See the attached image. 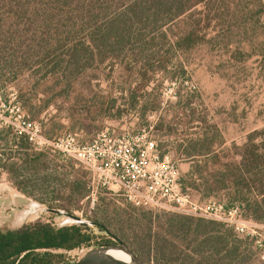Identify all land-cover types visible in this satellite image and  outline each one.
<instances>
[{
	"label": "rangeland",
	"instance_id": "374dc122",
	"mask_svg": "<svg viewBox=\"0 0 264 264\" xmlns=\"http://www.w3.org/2000/svg\"><path fill=\"white\" fill-rule=\"evenodd\" d=\"M197 19L202 20L204 39L193 49L176 54L167 70L148 80L124 71L123 66L110 70L106 64L94 80L88 73L86 81H92V88L84 92L59 96L49 82L44 84L30 110L16 102L19 89L44 82L38 76H26L6 92L9 105L0 101V126L11 125L16 130L29 121L38 126L39 136L51 141L72 133L84 142L106 129L117 134L146 129L157 142L160 155L177 163L186 189L182 188L195 201L214 200L235 207L230 190L208 193L195 186L201 183L200 175L208 178L214 172H224L226 163L240 161L248 137L264 132V0H213L178 20L171 32L188 31ZM114 99L117 103L110 109ZM107 100L110 104L104 105ZM258 139L257 143L261 142L264 134ZM6 145L4 139V153L16 149L12 143ZM42 151L48 153V169L32 177L33 183L24 188L27 193L14 187L6 171L0 177L1 230H17L36 221L56 228L88 227L91 246L54 251L62 256L60 264L76 262L101 246L118 244L93 223L106 227L130 250H139L143 261L150 264H154L153 245L158 240L179 257L177 264H189L188 257L198 264L216 254L209 245H202V239L195 241L192 233L171 227L176 216H190L135 208L123 197L93 185L89 173L78 163L62 162L50 149ZM208 152L212 154L189 158ZM26 211L29 216L21 218ZM258 223L264 225V221ZM196 225L194 221L192 229ZM228 229L233 230L227 225L215 228L228 236V245L212 258V264H219L237 246L238 257L226 258L224 264H263L251 241L237 233V238L233 237Z\"/></svg>",
	"mask_w": 264,
	"mask_h": 264
},
{
	"label": "trees",
	"instance_id": "16d2710c",
	"mask_svg": "<svg viewBox=\"0 0 264 264\" xmlns=\"http://www.w3.org/2000/svg\"><path fill=\"white\" fill-rule=\"evenodd\" d=\"M212 1L0 0V101L9 105L11 101L4 98L8 96L6 92L28 75L38 76L44 82L19 89L16 102L30 110L34 109L33 99L44 84L49 82L59 96L84 92L92 88V81H86L88 73L93 74L94 80L95 73L101 72L106 64L110 70L123 66L124 71L148 80L151 75L167 70L176 54L193 49L204 39L201 19L181 34L171 31L176 29L178 20ZM116 103L114 99L110 109ZM106 104L110 102L107 100ZM261 134L264 132H254L248 137L239 154L240 161L226 163L224 172H214L208 178L200 175L201 183L195 188L203 187L208 193L230 190L234 194L232 202L243 217L262 223L264 139L257 143ZM4 139L7 147L12 143L17 150L10 148L9 153H4ZM27 139L11 125L0 126V177L6 171L14 187L24 193H27L25 186L33 183L32 177L48 169L47 151L38 152ZM209 154L212 153L193 154L189 158ZM194 221L197 225L192 229ZM174 222L171 227L176 231L192 233L195 241L202 239V245H209L212 253H216L198 264H212V258L228 245V236L215 230L225 227L222 223L180 216ZM87 231L86 226L56 228L41 221L17 230L0 229V264H60L62 256L54 251L91 246L93 237ZM229 231L237 238L234 230ZM153 246L154 264H177L179 257L166 244L158 240ZM239 248H234L219 264H224L226 258L235 260ZM131 250L143 260L139 250ZM187 260L194 264L193 257Z\"/></svg>",
	"mask_w": 264,
	"mask_h": 264
},
{
	"label": "built area",
	"instance_id": "2783aa9c",
	"mask_svg": "<svg viewBox=\"0 0 264 264\" xmlns=\"http://www.w3.org/2000/svg\"><path fill=\"white\" fill-rule=\"evenodd\" d=\"M37 151L50 149L62 162L73 161L90 175L92 184L121 196L138 209L172 212L219 222L248 238L264 264V225L245 219L237 207L211 200L200 203L183 190L177 163L161 156L146 129L117 134L106 129L91 141L66 134L51 141L39 136L38 126L23 121L15 130Z\"/></svg>",
	"mask_w": 264,
	"mask_h": 264
},
{
	"label": "water",
	"instance_id": "95a60500",
	"mask_svg": "<svg viewBox=\"0 0 264 264\" xmlns=\"http://www.w3.org/2000/svg\"><path fill=\"white\" fill-rule=\"evenodd\" d=\"M70 218L78 221L80 224H86L84 221H82L79 217L69 215ZM93 225H98L96 223H93ZM102 229L106 231V233L112 237L116 242L117 245H104L99 247L98 249L91 250L87 252L81 259H79L76 262L70 263V264H150L147 262H144L142 259H140L132 250L125 247L123 243L115 236L113 235L106 227L103 225H98ZM111 249H118L125 251L130 256V262L129 263H123L117 260H114L107 256V252Z\"/></svg>",
	"mask_w": 264,
	"mask_h": 264
},
{
	"label": "bare ground",
	"instance_id": "6f19581e",
	"mask_svg": "<svg viewBox=\"0 0 264 264\" xmlns=\"http://www.w3.org/2000/svg\"><path fill=\"white\" fill-rule=\"evenodd\" d=\"M29 214L30 212L26 211L22 214L21 218H26L27 216H29ZM107 256L123 263L130 262V256L123 250L111 249L107 252Z\"/></svg>",
	"mask_w": 264,
	"mask_h": 264
}]
</instances>
